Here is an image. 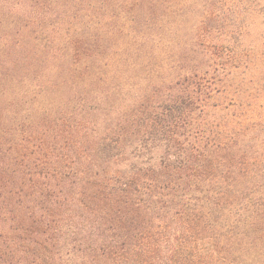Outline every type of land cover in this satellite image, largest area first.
Listing matches in <instances>:
<instances>
[{"label": "trees", "instance_id": "1", "mask_svg": "<svg viewBox=\"0 0 264 264\" xmlns=\"http://www.w3.org/2000/svg\"><path fill=\"white\" fill-rule=\"evenodd\" d=\"M54 1L0 0L62 42L61 91L17 95L54 105L0 129V264H264V0H134L131 47L96 65ZM15 42L10 73L36 46Z\"/></svg>", "mask_w": 264, "mask_h": 264}, {"label": "rangeland", "instance_id": "2", "mask_svg": "<svg viewBox=\"0 0 264 264\" xmlns=\"http://www.w3.org/2000/svg\"><path fill=\"white\" fill-rule=\"evenodd\" d=\"M10 1L15 3L20 0ZM103 1L99 0L97 2L93 0L92 6H89V0H79L80 3L77 7H69L70 11L62 7L66 0H55L50 6L59 11V13L64 14V11H66L67 14H73V16L77 17L76 20H72V24L76 23L77 27L74 25L69 27L77 29L78 32L84 35V44H81L84 45L83 62L88 65L101 64L102 61L105 62L110 56L114 55L112 53L109 54L111 51L120 53L125 47H131L133 41L129 32L136 33V25L130 21L134 19L135 16L134 0ZM94 5L98 7L95 8ZM1 6L0 4V129H7L8 126L13 127L14 122L15 124L19 122L20 125L22 124L27 127L29 123V119L27 118L28 115L22 112V110H27L29 107L32 112L34 110L40 112V109L53 106L55 101L51 103V95L48 92L42 103V99L34 101L32 96L27 98L29 100L31 99L32 102L29 101L27 103L20 101L17 97L22 92L32 94V91L40 93H45L46 91H61L59 89H52L47 85L49 80L57 79L58 75L62 77L61 68L60 72L58 70L61 63L54 58L58 56L57 53L60 52L59 48L62 46L61 37L55 35L57 30L53 26L57 24L54 22L55 18L49 21L46 20V22L43 23L45 25L39 27L37 24H33L30 18L23 17L16 12L11 13L5 5H3V7ZM78 7L79 11L76 13L75 9ZM28 14H30V12ZM50 21L53 25L48 24ZM132 27L134 28V32L132 31ZM64 31H66V29ZM32 32H35V34L32 35ZM34 35L35 37H33ZM21 38L22 40L24 39V43L29 40L36 45L33 46L30 55L27 53L28 56L25 59V65H27L29 69L18 67L10 73L7 67L2 69L1 66L5 57L4 54L7 47L12 51L15 45L14 43H16L15 41L19 42ZM74 39L76 40L77 38L74 37ZM249 42L254 46L258 45L259 49L262 48V40L257 41L254 35L250 37ZM57 45L58 48L56 47ZM66 51L71 53L70 56L73 53L71 49ZM132 55V51L125 52L123 60L125 61ZM70 56L68 58H70ZM9 57L13 59L14 54ZM73 60L82 61L83 58L77 55L73 57ZM154 63L156 64L157 62L154 61ZM155 66L158 65L156 64ZM261 67L262 69L264 68L263 65H261ZM157 68H159V66L156 67V69ZM91 72H93V70ZM135 74V72L131 71L128 73V75L133 78L138 75ZM76 75H81V73L77 70ZM76 75L71 74L69 78L75 77ZM157 75H161V72H158ZM138 77L143 78L144 75ZM259 78V86L264 91V71ZM102 87V84L99 85V88L91 86L88 91H82V93L96 97L95 95L98 93H104V91H100ZM98 89L99 91H97ZM144 89L145 84L141 82L140 84L129 85L122 91H115L116 93L114 96L108 99V101H110L109 106L113 107L115 105L114 107H117L123 103L122 100L125 98L137 97L143 94ZM64 91H70L69 87L68 90L64 88ZM77 93L79 92L77 91ZM55 109H57L56 106L54 110Z\"/></svg>", "mask_w": 264, "mask_h": 264}]
</instances>
